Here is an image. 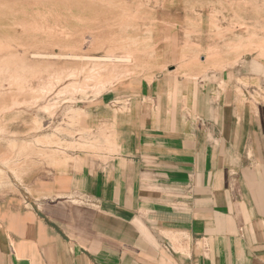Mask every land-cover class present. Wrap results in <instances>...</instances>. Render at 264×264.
<instances>
[{"label":"crops","instance_id":"1","mask_svg":"<svg viewBox=\"0 0 264 264\" xmlns=\"http://www.w3.org/2000/svg\"><path fill=\"white\" fill-rule=\"evenodd\" d=\"M174 73L98 103L111 148L0 181V264H264V69Z\"/></svg>","mask_w":264,"mask_h":264},{"label":"rangeland","instance_id":"2","mask_svg":"<svg viewBox=\"0 0 264 264\" xmlns=\"http://www.w3.org/2000/svg\"><path fill=\"white\" fill-rule=\"evenodd\" d=\"M252 64L264 0H0V181L111 148L92 112L125 82Z\"/></svg>","mask_w":264,"mask_h":264}]
</instances>
